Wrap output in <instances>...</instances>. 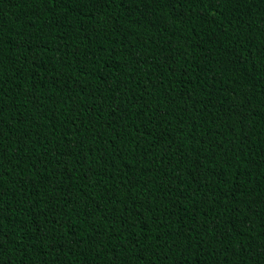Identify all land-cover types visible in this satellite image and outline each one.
Listing matches in <instances>:
<instances>
[{
	"label": "trees",
	"instance_id": "1",
	"mask_svg": "<svg viewBox=\"0 0 264 264\" xmlns=\"http://www.w3.org/2000/svg\"><path fill=\"white\" fill-rule=\"evenodd\" d=\"M0 264H264V0H0Z\"/></svg>",
	"mask_w": 264,
	"mask_h": 264
}]
</instances>
